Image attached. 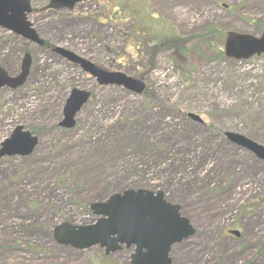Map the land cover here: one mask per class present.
<instances>
[{
  "label": "rangeland",
  "instance_id": "rangeland-1",
  "mask_svg": "<svg viewBox=\"0 0 264 264\" xmlns=\"http://www.w3.org/2000/svg\"><path fill=\"white\" fill-rule=\"evenodd\" d=\"M31 3L28 20L46 45L0 27V66L10 77L26 52L32 57L23 85L0 88V147L18 125L39 138L27 157H0V264H130L133 248L77 250L53 236L64 222L92 223L89 205L126 189L163 191L192 222L193 244L174 246L173 264L264 262V162L223 135L264 145V54L236 61L219 52L228 31L261 35L264 0H81L72 10ZM143 33L183 49L149 45L140 55ZM56 47L140 78L146 90L99 85ZM74 88L91 97L75 127L61 128ZM229 229L242 237L226 238Z\"/></svg>",
  "mask_w": 264,
  "mask_h": 264
},
{
  "label": "water",
  "instance_id": "water-1",
  "mask_svg": "<svg viewBox=\"0 0 264 264\" xmlns=\"http://www.w3.org/2000/svg\"><path fill=\"white\" fill-rule=\"evenodd\" d=\"M81 0H49L48 9L72 10ZM32 12L31 0H0V27L22 36L25 40L43 47L40 38L28 14ZM54 51L68 61L79 64L86 73L96 78L99 85H117L136 94H142L146 84L142 79L128 76L122 72H109L88 59L63 48ZM264 53V32L261 37L234 31L227 33L224 41V54L230 59H249ZM32 62L31 54L24 55L22 72L18 77H10L0 66V88L7 86L16 89L24 84ZM91 93L74 88L63 107L60 127H75L76 115L87 103ZM189 116L197 121L201 118L195 114ZM227 139L252 152L264 160V146L237 133L226 132ZM39 143V138L18 125L11 136L2 142L0 157L32 154ZM90 208L98 219L88 225L63 223L54 230V239L59 244L71 246L77 250L99 246L106 254L121 250L125 245L133 247L130 264H171L170 251L174 244L191 238L195 229L188 218L180 213V206L164 198L162 191L156 194L144 190H125L111 195L105 202H94ZM240 236L238 230L230 232Z\"/></svg>",
  "mask_w": 264,
  "mask_h": 264
},
{
  "label": "trees",
  "instance_id": "trees-1",
  "mask_svg": "<svg viewBox=\"0 0 264 264\" xmlns=\"http://www.w3.org/2000/svg\"><path fill=\"white\" fill-rule=\"evenodd\" d=\"M118 3V2H117ZM121 4H123V3H121ZM119 6L120 5H117V7L119 8ZM130 15H132V13H134L135 14V16L138 14V9H136L135 8V6H133L132 7V10H130ZM122 15V14H121ZM134 16V15H133ZM131 17V16H130ZM135 20V19H134ZM137 23H138V21L139 20H135ZM145 35L146 34H141L140 36V40H139V44H138V46H136V50H139V53H140V55H143L142 54V51H143V49L144 48H147L149 45H152L153 47H154V49L156 48V49H159V47H164V44H166V45H170L171 47L172 46H176V48H179V49H183L182 48V46H183V44H182V42L180 41V40H176L177 41V43H174V41L173 40H169V39H167L168 40V42L167 43H165V40L164 39H157L156 37V39L157 40H154V39H152V38H154V37H148L147 35V37L146 38H144L145 37ZM208 35H211V33H210V31L208 32ZM175 41V42H176ZM170 48V47H169ZM187 50V49H186ZM184 51V50H183ZM220 52V54L221 55H223L222 54V50H220L219 51ZM175 66H178L179 67V69H181L182 71H183V67H182V63H178V62H175ZM184 77H186L185 75H183ZM182 76V77H183ZM184 79V78H183ZM185 80H186V78H185ZM55 126H57V125H55ZM33 134H35V132H34V130H32L31 131ZM217 192V190L215 189V190H213V192L212 193H216ZM2 223H4V220H3V218L1 217V213H0V224H2ZM6 230H4V229H2L1 228V230H0V249L3 247V245L6 243V240H5V238H2V236H3V234H4V232H5ZM26 245V244H25ZM28 245V247L31 249V251L34 253V254H37L38 255V248H36L37 247V245L35 246V245H31V244H27ZM35 249V250H34ZM38 250V251H37ZM31 252V253H32Z\"/></svg>",
  "mask_w": 264,
  "mask_h": 264
},
{
  "label": "flooded vegetation",
  "instance_id": "flooded-vegetation-1",
  "mask_svg": "<svg viewBox=\"0 0 264 264\" xmlns=\"http://www.w3.org/2000/svg\"><path fill=\"white\" fill-rule=\"evenodd\" d=\"M261 162H264V161H261ZM253 210H254L253 208H249V207H247L245 211H242V213H243V214H246L247 212H252ZM231 230H232V229H229V230H228V233H227V235H226V238L229 237V238L239 239V238L242 237V235H243L242 230H240V231H241V236H240L239 238H235V237H233L232 235H230L229 231H231ZM238 230H239V229H238ZM193 238H194V237L189 238V239H187V240H184V241L178 243L177 245L182 244V243H188V242H189V243H188V247H189L191 244H193L192 242H190V240H192ZM175 246H176V245H175ZM262 248L264 249V243L262 244ZM119 251H120V250H119ZM189 253H190V252H189ZM202 255H203V252H202ZM196 260H197V259H196ZM262 263H264V262H260V263H250V264H262ZM171 264H173V262H172Z\"/></svg>",
  "mask_w": 264,
  "mask_h": 264
},
{
  "label": "bare ground",
  "instance_id": "bare-ground-1",
  "mask_svg": "<svg viewBox=\"0 0 264 264\" xmlns=\"http://www.w3.org/2000/svg\"><path fill=\"white\" fill-rule=\"evenodd\" d=\"M36 30V29H35ZM38 33V32H37Z\"/></svg>",
  "mask_w": 264,
  "mask_h": 264
}]
</instances>
